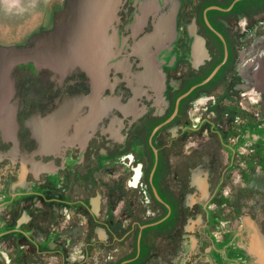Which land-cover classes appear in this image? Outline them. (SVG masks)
Returning a JSON list of instances; mask_svg holds the SVG:
<instances>
[{"label": "flooded vegetation", "instance_id": "obj_1", "mask_svg": "<svg viewBox=\"0 0 264 264\" xmlns=\"http://www.w3.org/2000/svg\"><path fill=\"white\" fill-rule=\"evenodd\" d=\"M62 2L0 45L50 29ZM115 29L95 91L78 69L12 72L0 264H253L240 232L264 237V0H123Z\"/></svg>", "mask_w": 264, "mask_h": 264}, {"label": "water", "instance_id": "obj_2", "mask_svg": "<svg viewBox=\"0 0 264 264\" xmlns=\"http://www.w3.org/2000/svg\"><path fill=\"white\" fill-rule=\"evenodd\" d=\"M122 2L63 0L53 12L50 29L39 30L22 44L0 45V130L15 128V107L10 100L15 91L12 72L19 65L59 73L78 69L89 77L94 91L108 80L116 58L115 23ZM240 233L249 243L253 264H264V237L257 227L246 221Z\"/></svg>", "mask_w": 264, "mask_h": 264}, {"label": "rangeland", "instance_id": "obj_3", "mask_svg": "<svg viewBox=\"0 0 264 264\" xmlns=\"http://www.w3.org/2000/svg\"><path fill=\"white\" fill-rule=\"evenodd\" d=\"M44 0H0V43H17L36 31L48 18L51 4ZM58 4L61 0H56ZM46 22V20H45Z\"/></svg>", "mask_w": 264, "mask_h": 264}]
</instances>
